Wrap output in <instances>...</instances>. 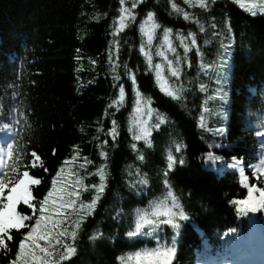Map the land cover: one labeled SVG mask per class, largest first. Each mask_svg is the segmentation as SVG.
Instances as JSON below:
<instances>
[{
  "label": "trees",
  "instance_id": "obj_1",
  "mask_svg": "<svg viewBox=\"0 0 264 264\" xmlns=\"http://www.w3.org/2000/svg\"><path fill=\"white\" fill-rule=\"evenodd\" d=\"M130 1L121 6L119 0H0V132L7 126L17 131L3 180L11 187L27 171L36 209L58 171L57 187L78 193L65 196L75 203L63 210L64 223L57 231L72 218L79 220L80 228L75 239L63 236L59 243L53 241L57 251L49 260L52 264H120L121 256L149 250L152 241L130 238L127 232L135 230L138 214L151 213L162 202L170 205L173 197L188 219H177L180 228L175 232L160 231L157 241L165 247L175 243L171 264H199L202 256L223 251L232 235L246 228L234 201L246 200L251 187L261 190L252 193L254 197L264 193V173L258 165L263 150L258 133L264 127V16H253L224 0H205L203 7L185 0H139L132 9L135 21L128 20L117 32L120 10L131 9ZM150 12L160 25V36L171 28V34L183 35L192 49L185 52L180 39L173 40L171 60L178 76L167 77L181 90L176 96L158 88L139 52L140 25ZM224 41L231 56L228 117L219 123L214 116L206 129H200L203 105L212 98L204 91L212 84L205 68L218 60ZM152 58L153 66L157 58ZM121 84L124 101L113 107ZM135 91L155 112L146 141H136L129 131ZM113 121L117 135L110 140ZM205 142L218 148L209 150ZM210 151L230 169H209L204 162ZM101 152L106 153L105 187L87 214L89 197L77 186L93 185L94 178L82 167L96 168ZM170 154L176 159L173 169L167 167ZM240 160L248 187L239 166L232 167ZM63 176H73L70 185ZM32 179L41 183L31 184ZM17 211L33 215L22 203ZM258 213L264 217V209ZM52 216L57 217L54 212ZM26 231H11V251H0V264L15 259ZM66 245L76 249L71 257ZM62 254L68 258L62 260Z\"/></svg>",
  "mask_w": 264,
  "mask_h": 264
},
{
  "label": "snow or ice",
  "instance_id": "obj_2",
  "mask_svg": "<svg viewBox=\"0 0 264 264\" xmlns=\"http://www.w3.org/2000/svg\"><path fill=\"white\" fill-rule=\"evenodd\" d=\"M121 6L125 4V0H119ZM201 6H205V0H201ZM137 7L136 0H133L131 9L122 7L121 13L118 19V28L117 32L123 30L127 27V21H135L136 16L132 9ZM176 6L173 5V8ZM241 7L246 8L248 12H250L253 16L257 14V10L260 12H264V0H252L250 4H244L241 2ZM153 13H148L147 19L140 25V31L147 36V42L149 45L152 44L153 40L155 39V30L160 27V25L156 24L153 21ZM184 19H188V14H184ZM145 25H149L148 28ZM172 33L171 28H166L164 30L163 40L164 43L167 45L168 49L171 51H175L172 45V41L170 39ZM180 42L184 44L185 37L181 35L179 37ZM191 43L195 45L197 43L195 33H192ZM140 51L143 53L144 57L147 60L148 67L151 69L153 64L152 55L149 52L144 50L143 45L140 48ZM184 51L190 52L192 51L191 48L188 47L187 44H184ZM160 56H163L167 59V56L163 51H159L157 53ZM169 65L171 66L172 61H168ZM157 69L161 68V65H156ZM160 72H156L157 81L160 80ZM172 76H178V70L173 68L172 69ZM133 84L135 83V76L131 77ZM219 82V81H218ZM161 90H165L167 88V81H164L160 84ZM169 96H172L173 93L171 91L168 92ZM125 98V88L121 84L119 86V98L114 101L113 103L119 106ZM223 99V96L221 97ZM142 102L140 93L137 92L136 96V104L140 105ZM149 103H151L149 101ZM111 107V105H110ZM137 111H140L139 107H137ZM225 119H227V114H225ZM115 121L112 122L113 127L111 129V135L115 137L117 135V130L115 128ZM159 127V125H157ZM131 131V129H129ZM226 131V129L224 130ZM152 135L151 130L141 125L139 128V134L134 136V139L137 141L144 140L146 141L149 136ZM133 149H136L137 145L133 143L131 145ZM176 151L179 152V146L176 148ZM33 157L36 156L35 153L32 154ZM101 156H106V153L101 152ZM141 160L144 159L143 156L139 157ZM212 154L209 153V159H212ZM38 159V158H37ZM168 164L167 167L169 169H173L176 159L173 155H168ZM181 165L184 163L183 160L179 162ZM244 161L240 160L237 163L232 165L233 168L239 166V173L241 176H244V183L245 186L248 187L247 184V177L245 176V168L243 167ZM35 166V164H34ZM43 165H41L42 167ZM264 167V165H262ZM27 176L29 173L26 171ZM61 172L58 171L55 176L51 179V189L47 192L42 200L39 201V208L36 209V206L32 202L33 193L29 187L27 186V192L30 194L29 199H23L17 197V192L20 189L21 184L24 180L23 178H19L13 186L8 188V194L4 195L5 189L7 188L6 183L4 180H0V211L4 213V222L0 224V251L7 254L11 251L9 248V244L7 242L13 240V236L10 234L12 230H16L19 232L22 229H27L26 232L22 234V238L19 239L18 243V250L15 252V259L11 261V264H49L48 257L51 253L48 251V248L42 246L40 241H45L46 244H51L53 240H56L57 243L60 242L59 238L65 236L66 232L57 231V229L64 223L63 218L60 219H53L52 213L54 212L57 217H62L63 213L62 210L67 209L70 205L74 204V200H66L65 196H78V193H68L64 187H57L58 178L60 177ZM97 175L100 179V184L97 187V199L99 198L100 194H102L104 187H105V179L106 173L104 169L101 168L97 171ZM167 176V173H165ZM33 180V179H32ZM79 183V181H77ZM146 182V181H145ZM41 181L39 179L33 180L31 184H40ZM165 184L168 183L167 180L164 181ZM261 191L258 187H251L249 191V195L246 200H238L234 201L237 207V211L243 214H247L248 212H258L260 209H264V193L261 194L260 197H254L252 193ZM23 204L27 206L28 209L33 210V215L23 214L17 211V206L19 204ZM96 203V199L92 201L90 205L87 206L85 212H88V209L94 207ZM81 207H84L83 205ZM38 211L39 215H35V212ZM177 219L179 220H187L188 217L184 214L183 209L176 201V198H172L171 204L160 203L157 204L154 210L149 213L148 211L143 212L142 214H138V218L135 222V230L128 231L127 236L132 238L136 237L138 234H148L144 231L145 227L147 226L149 229L157 230L160 226H172L173 228L179 229L180 224L177 223ZM34 223H27L33 221ZM80 228V222H77L74 225L73 231L70 233L71 237L75 239L76 237V229ZM157 247L138 251L134 255L131 256H121L119 257L120 264H171L172 256L174 255L175 249L174 248H164L160 245L159 241H157ZM66 254L70 255L76 251L74 247L66 245Z\"/></svg>",
  "mask_w": 264,
  "mask_h": 264
},
{
  "label": "rangeland",
  "instance_id": "obj_3",
  "mask_svg": "<svg viewBox=\"0 0 264 264\" xmlns=\"http://www.w3.org/2000/svg\"><path fill=\"white\" fill-rule=\"evenodd\" d=\"M138 1L139 0H136V2H138ZM185 1L188 3H192V4H199V3L201 4V0H185ZM215 1H217V0H210L209 2H215ZM224 1L234 2L236 4V7L243 12H245V11L248 12V11L246 10V8L241 7V2H243L244 4H250L252 2V0H224ZM126 2H131V1L125 0V3ZM120 13H121V10H120ZM120 13H119V16H120ZM248 13H250V12H248ZM257 14L264 16V12H260L259 10H257ZM181 18H183V17H181ZM118 19L115 22V29L116 30L119 26L118 25ZM145 27L148 28L149 25H145ZM139 33L141 36L140 37L141 38V44L139 47V52L142 55V57L145 58L143 53L140 51V48L143 45L144 50L146 52H149L151 55L153 54L157 58V61H155L154 65L151 67V70L153 72V76H154V79L156 81L158 88L161 90L160 84L163 83L164 81H167V88L165 90H163V91L161 90V91L164 92L165 94H168V92L171 91L173 93L172 96H174V95L176 96V95L180 94L181 93L180 88L173 86L169 82V79L167 77L168 74L172 75V69L174 68V66H173V62L171 64V66L168 63L169 60L172 61L171 56L173 54V51L169 50L167 45L164 43V40H163L164 32L160 36L158 34L157 29H156L155 30V38L157 35V38H156L157 40L154 39L151 45H149L147 42V36L144 33H142L141 31ZM179 37L180 36H174L171 34L170 39L172 41V45H173V40L179 39ZM227 38H228V36L225 37V39H227ZM227 46H228L227 42L224 41L217 50L218 60L214 64L209 65L205 68V70L208 71L209 75H211V77H212V84H211L209 89L205 88L204 91H205L206 95L207 94L209 95L212 93V98L211 99L208 98L205 100L206 103L203 105V116L201 117V120L199 123V128L203 126L206 129L207 124L209 123V121L211 119L214 118V116H216L219 123H225V121L227 120V119H225V114H227V109H228L227 106H228V103L230 101L229 87H230V83H231V56H230L229 50L227 49ZM159 51H163L165 53V55L167 56V59H165L163 56L158 55L157 53ZM115 56H116V54L113 55L112 58H114ZM115 61H116V58H115ZM115 63H117V61ZM157 64L161 65L160 69L156 68ZM109 65L111 66V64H109ZM157 71H159L161 74L159 81H157V78H156V72ZM137 92L138 91H135V96H137ZM140 96H141L142 102L140 105H137L136 101H135L134 110H133V113L129 119V129H131V132L134 134L133 138L135 135L139 134V128L141 125H144L150 129V127H149L150 121L152 120V118L155 114L154 110L151 108L149 101L146 100L145 98H143L141 94H140ZM222 96H223V99H221ZM216 102L218 103L217 105H215ZM112 106L115 107L116 105L114 104ZM137 107H139L140 111H137ZM99 131H100V134L102 135L101 130H99ZM104 134H105V136H107V133H104ZM109 136H110L109 139L112 140L113 136L111 135V133L109 134ZM205 144L209 150L214 148V147L218 148V145H216V144L214 145L213 143L209 144V143L205 142ZM210 153L212 154L213 152L210 151ZM218 156L219 155L214 152L212 154L213 158L209 159V155H208V157L205 159V164L207 165V167L209 169H212V170L217 171V172H222V171H225L227 169H230V166L224 165V164L218 162V161H220V160H218ZM0 164H1V161H0ZM79 167H81V166L79 165ZM101 168H103L104 172L106 173L105 164H104V157H102V156H101L100 163L96 168L93 169L87 165H84L82 167L83 170L86 169L85 174L88 178H91V177L94 178L93 179V181H94L93 185L89 188H87V187L84 188V186H77L78 190H81V194H87L88 195L89 199L87 201L88 203L86 202L87 205H90L94 199H96V203H97V201L100 198V196H99V198L97 199V187L96 186H98L100 184V179H99V176L97 175V171ZM79 170L80 169L78 168L77 171H79ZM73 174H74V171H73ZM63 177L65 179L66 186L68 184L70 185L71 184L70 182L73 181V176L72 177L63 176ZM28 181H29V178L25 174L23 182L27 183ZM104 184H105V182H104ZM25 195L26 194L24 193L23 185H21L19 191L17 192V197L24 199ZM71 206L72 205H70L69 207H71ZM63 212L64 211L62 210V213ZM78 212H81V211L78 210ZM84 214H86V213H84ZM52 218L53 219H60V217H53V216H52ZM4 219H5L4 213L2 211H0V224H2L4 222ZM77 222H79V220L77 218H74V219L72 218L70 220L69 224L62 226L60 229L62 232L68 233L65 236H67V238L69 240L73 239L71 237L70 233L73 231L74 225ZM76 232H77V229H76ZM53 241L50 245L46 244L45 241H40L41 245L47 247L48 251L51 253V255L48 257V260H51L53 257H55V255H52V254L55 251H57L55 249V247L52 245ZM62 256H63V258H62ZM71 256H72V254L69 255V257H71ZM61 258H62V260H66L68 257H66L62 254ZM56 262H57V260H56ZM60 262H61V260H60ZM49 264H52V263L49 261Z\"/></svg>",
  "mask_w": 264,
  "mask_h": 264
},
{
  "label": "bare ground",
  "instance_id": "obj_4",
  "mask_svg": "<svg viewBox=\"0 0 264 264\" xmlns=\"http://www.w3.org/2000/svg\"><path fill=\"white\" fill-rule=\"evenodd\" d=\"M211 76V75H210ZM201 85H204V83H202ZM204 89V88H203ZM205 163V162H204Z\"/></svg>",
  "mask_w": 264,
  "mask_h": 264
}]
</instances>
